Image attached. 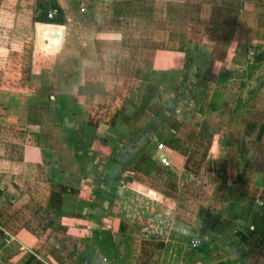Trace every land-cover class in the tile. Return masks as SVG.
Segmentation results:
<instances>
[{"label":"crops","instance_id":"obj_1","mask_svg":"<svg viewBox=\"0 0 264 264\" xmlns=\"http://www.w3.org/2000/svg\"><path fill=\"white\" fill-rule=\"evenodd\" d=\"M51 1L63 24L35 21L37 0H0V264H264V81L247 99L234 87L264 43V0ZM66 50L60 116L73 127V101L105 142L70 137L56 113L7 112Z\"/></svg>","mask_w":264,"mask_h":264},{"label":"rangeland","instance_id":"obj_2","mask_svg":"<svg viewBox=\"0 0 264 264\" xmlns=\"http://www.w3.org/2000/svg\"><path fill=\"white\" fill-rule=\"evenodd\" d=\"M80 25H82V22H80V24H75L73 25V27H71L70 29V38L68 39L69 43V48L72 47H76V48H80L78 45V41H80L82 38L81 36V29H80ZM89 39L84 40L86 42L85 48H88V46H90V43L88 41ZM73 62L72 57H70L67 53V50L64 51L63 53H61L60 55H49L46 58L45 61V65L48 66L47 68V72H45V77L48 81V86L52 87L53 90V94L55 97V101H54V105H55V110H56V114L54 115V117H52V122L56 125L59 124V126L62 128V130L65 132V134L70 135V137H72V129L71 127L68 125L69 123H67L66 121L64 122L63 119L60 116V107L58 106H62V105H66L68 102V100L70 101L69 98V85H70V81H69V74L66 73L68 66H70ZM244 77H246V80L244 82H242V84L240 82H237V85L234 86L237 90L239 91H243V89L248 88L247 89V94L245 95V99H247L248 97H250L249 92L255 91L259 85L264 81V43L257 45L253 48L250 49V53H249V57H248V67L246 70V73L244 74ZM248 81H252L251 82V86H246V84H248ZM39 82V80L37 81ZM23 87V86H22ZM40 86H27L28 89H31V93L34 94L36 92V90L39 88ZM23 89V88H22ZM24 90V89H23ZM22 90V91H23ZM33 90V91H32ZM28 92V91H27ZM237 95H239V93L237 92ZM68 105V104H67ZM241 109H245V107H241ZM69 120V119H68ZM61 128L59 127H55L54 132H63L61 131ZM119 145V144H117ZM116 145V146H117ZM107 147H103L102 144H97V146H95L97 149H105L104 152L107 153L106 155H102L100 157V164L101 162L104 163L105 160L109 161L110 160V156L109 154V144H106ZM120 147V146H119ZM205 215L206 212H203L202 215Z\"/></svg>","mask_w":264,"mask_h":264},{"label":"trees","instance_id":"obj_3","mask_svg":"<svg viewBox=\"0 0 264 264\" xmlns=\"http://www.w3.org/2000/svg\"><path fill=\"white\" fill-rule=\"evenodd\" d=\"M49 9H56L57 10V15H60V10L59 8L53 3L51 0H37L36 3V15L34 17V20L37 22H45V23H56V24H63V21L60 20L58 17L53 18V19H48L46 17L47 11ZM54 94L52 87L50 86H40L36 92L30 96L26 97L23 101L18 99L17 95H10L8 105L6 106L8 114L11 115H16L19 110L25 109L26 107L30 108H35L38 109L39 112L46 113L49 115V117L53 116L56 112V108L54 105ZM72 106V117H73V127L72 132L75 133H82L84 134L83 138L86 139H91L93 136L94 138L99 139L101 142H105V137H101L99 135H94V132L89 129L84 127L81 123L78 121H74V117L76 116V107L75 103L72 101L71 102ZM129 113H134L136 116L139 114L141 115L143 110L139 106H133L128 108ZM122 120L118 119L116 129L119 130H127L129 129V126L125 122H121ZM122 123V124H121ZM126 127V129L120 125H123ZM77 125V127H76ZM114 129V132L115 130ZM116 130L118 134H121V131ZM122 131V133H123ZM113 131L111 132V136L109 135L106 137V140L109 142H116L118 139V134H115ZM78 135V134H76ZM77 137V136H76ZM51 159H52V165L55 168H59L62 170V172H69L70 166L68 165V161L66 160V156L61 153H56L50 151ZM205 212L204 209H200L199 213L200 215ZM212 215L210 213L205 214V218L203 220L202 226L205 227L207 230H213L215 228L216 220L211 218Z\"/></svg>","mask_w":264,"mask_h":264},{"label":"built area","instance_id":"obj_4","mask_svg":"<svg viewBox=\"0 0 264 264\" xmlns=\"http://www.w3.org/2000/svg\"><path fill=\"white\" fill-rule=\"evenodd\" d=\"M81 12L84 11V7L80 8ZM57 15V10L56 9H49L47 11V14H46V17L48 19H53L55 18V16ZM161 163H163L164 165H168V161L164 158V157H161L160 159ZM7 235V232L6 230L3 228V226L0 224V236H6ZM201 244V240L199 238H194L191 243H190V246L192 248H198Z\"/></svg>","mask_w":264,"mask_h":264},{"label":"water","instance_id":"obj_5","mask_svg":"<svg viewBox=\"0 0 264 264\" xmlns=\"http://www.w3.org/2000/svg\"><path fill=\"white\" fill-rule=\"evenodd\" d=\"M205 231L206 229L202 228L201 234L204 235ZM92 264H112V262L110 260L105 259L102 254L97 253L94 257Z\"/></svg>","mask_w":264,"mask_h":264}]
</instances>
